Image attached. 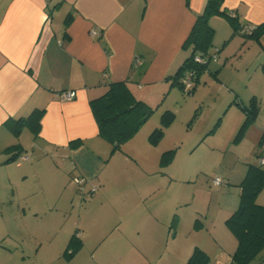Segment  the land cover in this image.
Returning <instances> with one entry per match:
<instances>
[{"label": "crops", "instance_id": "crops-1", "mask_svg": "<svg viewBox=\"0 0 264 264\" xmlns=\"http://www.w3.org/2000/svg\"><path fill=\"white\" fill-rule=\"evenodd\" d=\"M205 1L0 0V203L12 206L35 188L45 193L52 184L48 180L59 191L55 199L45 200V211L29 200V212L23 204L20 212L4 214L3 223L18 221L20 213L29 224L15 233L11 226H0V264H186L195 248L208 255V264H239L231 258L237 242L226 233L214 235L209 247L192 243L186 253L170 240L181 235V217L171 236L170 230L160 231L170 222L166 215L163 225L164 210L174 212L184 203L182 195L168 207L163 200L144 203L153 196V185L119 182L113 194L108 192V163L123 144L111 152L90 107V100L116 82H125L136 99L158 107L173 89L171 76L189 56L183 44ZM222 8L233 11L243 27L264 22V0H224ZM209 23L214 29L209 52L224 58L214 69L219 73L235 56L240 61L228 81L218 78L231 94L228 107L244 116L241 106L252 97L258 101L259 111L244 137L254 129L249 136L254 134L255 162L248 164L259 165L257 158L264 155V32L258 40L233 33L221 15ZM135 59L140 63L134 65ZM241 69L244 95L234 80ZM64 90L75 91V98L59 99L56 94ZM38 113L37 128L27 124L26 118ZM73 141H79L76 147L70 146ZM147 149L154 160L156 151ZM134 156L143 175L152 172L145 165L150 155ZM78 177L85 179L84 190L96 186L84 202L72 194ZM256 202L264 205L261 195ZM74 234L79 249L66 256ZM162 238L170 243L159 253ZM248 264H264V248Z\"/></svg>", "mask_w": 264, "mask_h": 264}, {"label": "rangeland", "instance_id": "rangeland-1", "mask_svg": "<svg viewBox=\"0 0 264 264\" xmlns=\"http://www.w3.org/2000/svg\"><path fill=\"white\" fill-rule=\"evenodd\" d=\"M223 59L217 56L215 59H209L206 66L199 72L198 80L195 79L197 83L193 80V86L196 85L193 92H187L179 85L172 86L173 89L168 90L164 95L163 102L158 107L155 105L152 108L154 111L149 118L122 145L119 155L110 159L108 165L111 174L107 173L109 177H104L105 186L109 188L110 194L115 192L117 189L115 184L119 182L126 185L155 186L153 196L144 201L147 206L155 200H163L165 206L169 207L171 199L182 195L184 203L174 209V212L171 207L164 210L162 218L164 220L167 215L170 222L162 226L160 231L165 234L167 230H170L171 236L175 231L173 228L170 229L173 216L181 217L183 222L181 235L175 240H170L174 242L176 248L183 249L186 253L190 251L192 243L198 245L207 243V247L212 246L215 243L214 235L217 234L226 233L230 236L228 240H236L225 220L238 207V184L245 175L248 163L255 162L251 154L257 149L253 144V138H250L254 135V129L248 131L247 137H244L243 132L239 135L244 116L243 114L241 116L238 109L228 107L231 94L218 81V78L223 81L231 78V72L240 65L239 57L228 59L218 73L214 68L217 65L221 67L224 63ZM243 74L241 69L239 74L234 76L242 95L246 93L242 88V83H245ZM166 109L174 114L168 124H165L161 118ZM159 126L163 127V134L157 142H153L149 135L155 127ZM250 132H253L251 136H249ZM147 147L156 151L155 161ZM26 148L31 152L28 144ZM170 149L174 150V153L168 163L161 167L160 155ZM137 154L151 156L145 164L149 171H152L151 173L142 174L138 160L135 158L137 156H134ZM257 163L259 164V158ZM140 166L143 165L140 164ZM161 168L165 169L160 170ZM216 178L221 180L217 185L213 183ZM48 183L52 184L47 185L45 193H40L35 188L32 195L37 196L30 195L24 199L19 196L12 206L9 202L0 203V213L2 212L0 226H11L10 229L15 233L24 225H28L29 223H23V215L20 213L17 214L18 221L14 217V220L3 223L4 214L9 216L12 211L14 214L20 212L23 204L28 207L29 212V200L32 203L41 204V209L44 210L45 200L49 197L55 199L59 192L58 187L57 190L54 187L55 182L48 180ZM74 187L76 190L72 187V194L75 199L84 202L89 198L87 190H84L82 194L76 185ZM93 187L96 186H91L89 189ZM258 195H261L264 201V187ZM128 197L127 193L126 198ZM36 198L42 203L34 202ZM165 221L162 222L163 225ZM164 238L159 239L160 243L157 240L161 251L159 253L164 252L165 247L170 243L167 245ZM228 240H226L227 244Z\"/></svg>", "mask_w": 264, "mask_h": 264}, {"label": "trees", "instance_id": "trees-1", "mask_svg": "<svg viewBox=\"0 0 264 264\" xmlns=\"http://www.w3.org/2000/svg\"><path fill=\"white\" fill-rule=\"evenodd\" d=\"M224 0H206L201 13L196 16L195 22L184 41L183 47L190 50L189 56L171 76V84L179 85L181 76L188 70H193L194 81L198 80L199 72L206 64H198L193 61L196 52L210 54L214 29L209 20L214 15L225 17L232 27L233 33H240L242 36L258 40L264 32V22L252 26L249 31L241 32L243 28L238 16L233 11H227L222 8ZM70 18L66 17V22ZM196 79V80H195ZM195 85L187 92H193ZM235 104H239L233 101ZM90 107L97 122L99 135L111 145V152L114 153L120 149L121 145L130 139L140 128V126L149 118L154 111L144 102L136 99L128 89L125 82H116L109 84L107 91L98 98L90 100ZM244 112V119L239 129V135H244L246 128L256 118L259 111V104L255 97H252L248 104L241 106ZM174 114L171 111H164L161 118L165 124H168ZM40 113L26 118L27 124L37 128ZM20 120H18V123ZM18 126V125H17ZM244 130V131H243ZM163 134V127H155L150 133L149 138L157 142ZM79 141L70 143L71 147H76ZM17 144L11 145L5 149L9 151L15 149ZM174 150L164 151L160 155V166L164 167L170 160ZM14 158L11 156L10 160ZM239 204L238 207L230 213L225 223L236 239L237 245L231 258L239 264H248L264 248V205L256 202L259 192L264 187V167L261 165L248 164L243 179L238 184ZM177 216L174 215L171 221L170 229H175ZM80 241L76 235H72L65 249V255L70 256L79 249ZM209 257L201 249L195 248L189 256L186 264H208Z\"/></svg>", "mask_w": 264, "mask_h": 264}, {"label": "built area", "instance_id": "built-area-1", "mask_svg": "<svg viewBox=\"0 0 264 264\" xmlns=\"http://www.w3.org/2000/svg\"><path fill=\"white\" fill-rule=\"evenodd\" d=\"M252 28V26L247 25L246 27H243L241 29V32H246L249 31ZM217 56L216 51L213 53H204V52H196L193 56V61L198 63V64H207L209 59L213 58L215 59ZM139 60L135 59L134 61V65L139 64ZM194 71L193 70H188L186 72H184V74L181 76L180 78V82L182 84V87L188 91L192 88L193 85V80H194ZM56 96L61 99V100H72L75 98L76 96V92L73 90H64V91H60L56 94ZM23 158V157H22ZM259 165L264 167V155L259 157ZM74 182L76 183L78 190L80 193H84V189H83V185L85 182V179L82 177H78L74 179ZM221 182V180L219 178H216L213 180L214 184H219ZM96 189V187H93L92 189H89L88 194L94 192Z\"/></svg>", "mask_w": 264, "mask_h": 264}]
</instances>
